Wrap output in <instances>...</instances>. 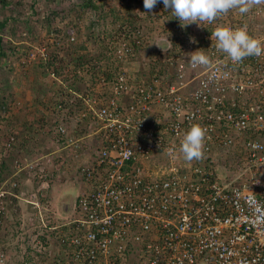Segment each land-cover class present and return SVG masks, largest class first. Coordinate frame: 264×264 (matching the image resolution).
Returning a JSON list of instances; mask_svg holds the SVG:
<instances>
[{"label":"built area","instance_id":"1","mask_svg":"<svg viewBox=\"0 0 264 264\" xmlns=\"http://www.w3.org/2000/svg\"><path fill=\"white\" fill-rule=\"evenodd\" d=\"M257 20L221 15L200 23L199 36L174 17L175 32L154 51L144 50L140 31L123 28V42L108 48L117 64L108 78L96 73L101 62L74 72L96 83L57 98L52 110L62 116L50 132L81 154L87 144L64 118H91L97 128L78 166L85 191L73 217L50 228L57 253L36 238L33 251L51 253V264H264V54L233 64L211 40L217 27L243 28L264 47ZM198 50L208 66L190 65ZM145 54L148 76L128 73ZM79 101V117H68ZM193 125L205 130L203 157L188 162L179 148ZM15 168L42 173L26 159Z\"/></svg>","mask_w":264,"mask_h":264},{"label":"rangeland","instance_id":"2","mask_svg":"<svg viewBox=\"0 0 264 264\" xmlns=\"http://www.w3.org/2000/svg\"><path fill=\"white\" fill-rule=\"evenodd\" d=\"M89 1L100 9L94 11L90 6H85ZM145 12L143 0H0V23L5 22L4 26L0 27V264H35L30 256L28 261L23 259V251L20 253L18 249L23 243L32 241L28 236L30 231L32 233L34 222L30 216H27L29 219L17 217L16 214L21 207L18 203L16 205L14 197L30 196L32 192L41 193L38 181L42 182L49 178L47 170L42 173L37 170L35 187H31V184L23 186L17 181L15 165L25 159L13 156L16 151L14 149L21 145L18 128H22V125L18 127L21 122L19 118L22 117L24 110L28 113L25 117L41 116L37 114V107L40 106L38 103H41L42 98L39 102L38 98L36 101L32 100L27 106L29 97L36 98L40 85H60L54 80L55 77L64 83L72 78V83L76 84L78 90L74 91L81 93L88 87L87 85L91 86L96 82L87 79V76L85 79L82 77L78 79L74 72L77 70L82 72L85 66L98 60H101L98 64L101 71L98 74L108 78L109 71L117 69V64L108 54V48H113L115 43L123 42L121 37L123 28L130 27L132 32L138 30L146 36L147 41L143 39L145 51L163 49L166 39L168 40L175 32L172 24L175 16L170 9L165 10L162 0L158 3L157 9H152L147 14H144ZM225 16L228 18L245 16L254 21L257 18L253 28H256L259 36H264V5L254 6L246 14L233 9ZM186 28L185 30L191 33H194L192 29L196 30L199 36L204 30L199 25L197 27L188 25ZM142 59L143 57H140L131 67L129 66L130 70L127 72H132L136 76L141 75ZM108 66L110 70L107 69ZM51 72L54 73V77H51ZM93 72L95 74L96 71ZM147 76V73L143 74L144 78ZM21 100L26 105H23ZM42 127L44 126L39 127V130L41 129L42 135L47 133L46 141L52 149L49 141L51 132L48 129L44 132ZM11 137L14 138V145L8 148L7 144ZM31 160L37 162L40 167L38 157L32 156ZM58 190L49 195L52 201L50 209L53 210L51 224L73 217L72 210L65 214L64 205L72 206L78 188L66 186ZM23 202L22 207L29 212L31 205H28L29 202ZM22 214L26 215L20 213ZM19 218L23 221L18 220ZM35 222L40 224V219L35 218ZM5 243L9 245V249H3Z\"/></svg>","mask_w":264,"mask_h":264},{"label":"crops","instance_id":"3","mask_svg":"<svg viewBox=\"0 0 264 264\" xmlns=\"http://www.w3.org/2000/svg\"><path fill=\"white\" fill-rule=\"evenodd\" d=\"M142 57L147 58V55L145 54ZM99 62H101V60L97 61V63ZM97 70H99V72L101 71V69H97ZM96 73L98 74V72ZM143 73H147V71L145 72V70L142 67L141 74ZM109 74L110 73H108V76ZM76 87H77L76 84L70 82V80L69 81L67 80L65 83L63 82V84H60L58 86L55 84L40 85V89L37 92L36 98H34L33 96L29 97V103H27L28 104L27 106H29L32 100L36 101V99L38 98L39 100L37 102H39L40 98H42L41 103L40 102L38 103L40 104V106L37 107L38 109L37 114L41 116L25 117L28 114L27 110H24L22 112L21 114L22 117L19 118L21 122L18 126L20 127V125H22V128H18L20 129L19 134L21 137V145L18 147V149L13 148L14 150H16L15 153L13 154L14 157L21 156V158L24 157L26 160L32 161L34 159L31 160V157L36 156L39 158V164L42 172H44V170H47V174L49 178L42 182H40V180L38 181L40 183V188L42 190L41 193L35 194L34 192H32L30 196H26V197L23 196L20 197L18 195L16 196L13 195V196L15 197L16 205L18 203V206L21 207L20 210H18L17 212L19 215L16 214L17 217L20 216L25 219L30 218L34 222V226L31 229L32 233L30 231L29 232L30 235L28 237L32 238V241L35 238L38 241H42L45 243L49 241L50 248L52 250L54 249L55 246V239L53 232L50 231V228L54 225L59 224L60 220L54 222V224H51L52 223L51 214H53V210L52 208L50 209V204L52 203V201L50 200V196L54 191H59L58 189H62L63 187L66 186L77 187L78 188L77 194L74 197V202L72 206L70 207L69 205H64L65 214H69L70 210L73 209V205L77 197L85 191V184L79 173L78 166L84 163L85 161L89 160L90 150L88 148V144L91 143L92 139H95V136H93V132L97 128H93L91 126L90 124L91 118H88L85 121L77 120V121H82L78 123L76 122V120L72 118H67V119L64 118L63 122L66 123V125L68 126L70 135L75 141H77L76 143L79 144V140L81 139L83 143L85 142L87 144L85 145V147L83 146L82 149L83 151L80 154L79 151L74 152L72 146L66 147L63 143L57 144L55 142L56 141L55 137L53 136L52 133H50L51 138L49 139L50 144L52 146L51 149L46 141L47 133L45 134L46 136L42 135L43 133L40 131L41 129L39 130V127L44 126L42 127L43 128L42 130L45 132V129L50 130L52 127L55 126L57 120L56 121L54 120L57 119V117H61L62 115L57 112L55 113L52 110L54 105L53 103L57 102V98L58 99H62V98L68 99V97L71 98V96L68 95V93H70V91L72 92L78 91ZM85 89L86 88H84V90ZM63 95H65V98L62 97ZM19 96L22 97V95L20 94ZM19 99L20 98H18V100ZM22 101L23 100H21V103ZM22 104L26 105L24 102ZM82 110L83 109L80 101L76 102L75 104L71 105L70 111L72 112V114L69 115L68 117H76L75 115L79 117V114ZM87 117H91V116H87ZM35 119L36 121L34 122L33 120ZM89 137L90 138L92 137V139H90ZM6 166L7 165H5V167ZM35 174H36L35 171L32 173L29 171H22V172L16 171V175H18L17 181H20L23 186L25 185L27 186L31 184V187H35L37 185V182H35L34 180L36 179ZM22 198H26V200ZM23 201L26 203L29 201L34 203L33 205L28 203V205H31V208H29L30 209L29 212H27L26 209L22 207V205H24L22 204ZM20 213H26V215L23 214L20 215ZM27 216L30 217L28 218ZM35 218L40 219V224L39 223L36 224ZM18 220L23 221V219L21 218H19ZM19 225L21 227V223H19ZM44 226H46L47 228H45ZM5 227L6 230H8V224H6ZM21 229H23V227ZM32 241H29L27 244L23 243V245H21L19 248L16 246L18 249H20V253L23 251L22 258L23 259L25 258V260L28 261L30 259L29 258L30 256L32 258V262H35V264H51L52 263L51 253L52 254L57 253L56 249H54L50 253V257L46 258L44 257L46 255L40 254L32 250L31 248ZM29 244L30 247H28ZM3 249L5 250L9 249V245L7 243L3 244Z\"/></svg>","mask_w":264,"mask_h":264},{"label":"clouds","instance_id":"4","mask_svg":"<svg viewBox=\"0 0 264 264\" xmlns=\"http://www.w3.org/2000/svg\"><path fill=\"white\" fill-rule=\"evenodd\" d=\"M159 2L160 0H143L146 10L144 14L150 13ZM162 3L165 10L170 9L172 15L180 21L181 27H187L190 24L199 25L205 21L212 23L233 9L238 10L241 14H246L254 6L264 5V0H162ZM213 39L215 48L226 54L233 64L240 63L250 56L259 57L264 54V47L260 41L248 35L243 28L233 30L217 27L211 32V40ZM193 42L195 41L193 40ZM188 59L193 68L210 64L209 57L202 50L189 53ZM204 140L205 130L199 125H193L185 133L179 148L183 158L188 162L202 159ZM251 147L259 149L261 145L253 144Z\"/></svg>","mask_w":264,"mask_h":264},{"label":"trees","instance_id":"5","mask_svg":"<svg viewBox=\"0 0 264 264\" xmlns=\"http://www.w3.org/2000/svg\"><path fill=\"white\" fill-rule=\"evenodd\" d=\"M85 6H90V8H92L94 11L100 9V7L91 4L90 1L86 2ZM4 24H5V22L0 23V27L4 26Z\"/></svg>","mask_w":264,"mask_h":264}]
</instances>
